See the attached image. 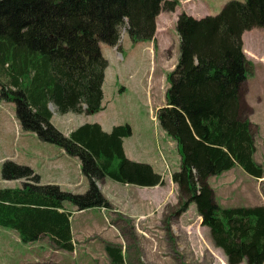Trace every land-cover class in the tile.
<instances>
[{
	"label": "trees",
	"instance_id": "trees-1",
	"mask_svg": "<svg viewBox=\"0 0 264 264\" xmlns=\"http://www.w3.org/2000/svg\"><path fill=\"white\" fill-rule=\"evenodd\" d=\"M179 6V0H0V103L15 105L22 131L78 159L89 182L86 193L74 194L42 184L30 166L5 161L2 180L24 183L0 189V229L17 233L23 244L46 237L56 250L73 252L67 205L111 210L98 186L105 179L140 188L166 185L150 164L126 157L129 124L111 133L85 124L65 135L52 124L50 106L61 115L103 111L109 62L100 45L121 52L123 28L134 44L154 42L158 16ZM253 29H264V0H231L216 16L200 19L181 13L178 63L167 76L166 106L156 116L181 156L180 170L172 174L179 189L177 213L195 205L227 264H264V206L222 207L209 182L237 167L264 178L246 101L253 64L243 36ZM105 251L111 264H127L122 247L107 244Z\"/></svg>",
	"mask_w": 264,
	"mask_h": 264
},
{
	"label": "rangeland",
	"instance_id": "rangeland-1",
	"mask_svg": "<svg viewBox=\"0 0 264 264\" xmlns=\"http://www.w3.org/2000/svg\"><path fill=\"white\" fill-rule=\"evenodd\" d=\"M229 1L191 0L183 6L186 1L179 0L180 9L189 6L186 9L191 10L194 18L216 16ZM163 25L168 26V34L162 33ZM121 35V52L106 44L100 45L103 56L109 62L103 92L105 105H110L104 113L118 126H131L130 160L147 164L153 162L161 172L166 171V161L172 174L180 170L181 156L166 143L164 137L167 134H164L156 116L158 110L166 106V90L170 86L167 76L178 63L180 43L176 22L160 19L154 42L134 44L125 28L121 30ZM243 41L244 53L253 64L247 70L246 101L253 110L250 120L262 127L260 130L259 124H254L257 130L256 159L264 167V29L245 32ZM52 109L56 113L54 125L63 134L80 124L81 117L58 114L54 106ZM99 115L102 113L93 116V119L101 117ZM159 147L162 148L164 161ZM7 160L33 168L41 176L43 184L54 178L58 183L52 184L66 192L84 194L89 189V182L84 178L78 188L70 187L66 181L61 182L60 173L65 167H70L80 179L78 164L73 162L79 161L66 156L59 147L40 141L35 134L22 131L15 117V105L3 102L0 103V189L22 187L24 181L2 180V166ZM243 178L247 180L243 182ZM106 181L105 186H123L109 179ZM210 185L222 207H242L246 204L252 207L260 201L257 181L247 178L239 167L212 178ZM129 187L128 190L124 185L112 193L103 188L113 196V203L110 202L112 209L104 212L106 216L98 209L76 213L74 219L72 216V229H75L73 252L56 250L46 237L34 244H23L17 233L0 229V261L2 264H28V261L42 264H111L105 246L112 244L122 247L127 264H227L224 253L215 247L209 229L202 226L195 205L182 215L177 213L178 186H172L171 194L165 193L158 206L149 208L147 205V209H139L136 198L145 199L152 191ZM261 191L264 196V190Z\"/></svg>",
	"mask_w": 264,
	"mask_h": 264
},
{
	"label": "crops",
	"instance_id": "crops-1",
	"mask_svg": "<svg viewBox=\"0 0 264 264\" xmlns=\"http://www.w3.org/2000/svg\"><path fill=\"white\" fill-rule=\"evenodd\" d=\"M181 2L182 1H184V0H180ZM186 2L183 4V6L184 5H186V4H188L191 0H185ZM186 8H189V6H186V7H183V9H180V6L176 9V11L175 12H161V14L158 16V18H157V21H156V27L158 26V21H160V19H162L163 21H165V22H171V20H174L175 22H177V19H178V16L181 14V13H183V12H185L186 14H188V15H190V16H192L191 15V10H189V9H186ZM198 19H200V18H198ZM167 25H163V31H162V33L163 34H168L169 33V29L166 27ZM156 34H157V30H156ZM156 36V35H155ZM179 37V36H178ZM121 41H122V39H121ZM179 43H180V39H179ZM120 45H121V43H120ZM122 48V47H121ZM153 87V85L151 86V88ZM147 90H149L148 88H147ZM166 92H167V90H166ZM103 94H104V99H103V107H104V110L103 111H101V112H99V113H97V114H94V115H78V114H74V115H76V116H78V117H81L82 119L80 120V124H78L77 126H74L73 128H71L70 130H68L67 132H66V134L65 135H69L73 130H75V129H77V128H79L80 126H83V125H85V124H99L100 126H101V128H102V130L105 132V133H111L112 132V130H113V128L114 127H116V126H118L117 124H115L114 122H112L111 120H110V117L106 114V113H104V112H106L107 110H108V107H109V105H110V103L109 104H107V105H105V93L103 92ZM52 106L53 105H51L50 106V110L52 111V113H53V118H52V123H53V125H54V120H55V115H56V113L53 111V109H52ZM252 107V106H251ZM55 109H56V107H54ZM57 110V109H56ZM102 113V115H99V116H101V117H98L97 119H93V116H95V115H97L98 116V114H101ZM59 114V113H58ZM69 114H73V113H69ZM69 114H65V115H69ZM254 114H255V112H254ZM253 124H256L255 123V121H251ZM257 124H259V123H257ZM55 126V125H54ZM259 128H260V130H262V127H261V125L259 124ZM164 134H166V133H164ZM166 137H164V138H166L165 139V141H166V143L169 145V147H170V149L171 150H173L172 149V147L175 149V150H177V152L179 153V151H178V146H177V143L173 140V139H171L168 135H165ZM168 136V137H167ZM129 139H130V137L129 138H125L124 140H123V149H124V152H125V155H126V157L128 158V159H131V156H130V153H131V142L129 141ZM256 143H257V140H256ZM256 146H257V144H256ZM159 149V151H160V153H161V151H162V148H158ZM63 151V150H62ZM64 152V151H63ZM64 154H65V152H64ZM67 156V155H66ZM71 158V157H70ZM73 159H75V160H78V159H76V158H73ZM161 159L164 161V155L161 153ZM255 159H256V155H255ZM79 161V160H78ZM133 161V160H132ZM256 161H257V159H256ZM73 162H76L77 164V167H78V169H79V172H80V179H78L77 177H76V175H74V173H73V171L70 169V167H65V169H63L62 170V172L60 173V176H61V178L63 179L61 182H63V181H66V184H68L70 187H74V188H78L79 186L81 187V185H82V181H81V179H83L84 177H83V175H82V172H81V163H79V162H77V161H73ZM258 162V161H257ZM141 163V162H140ZM148 163H150V165L154 168V170L156 171V172H158L159 174H161L163 177H164V179H165V183H166V185L164 186V187H160V186H157V187H152V188H146V189H150L152 192L149 194V196H147L145 199H142V198H136V202L138 203V205H139V209L140 208H142V209H147V205L149 206V208H154V206H158L163 200H164V198H165V196H164V194L165 193H168V194H171V192L170 191H172V186H174L175 187V185L173 184V182H172V174L174 173H172L171 174V172H169V171H167V169H166V171H164V172H161V171H158L155 167H154V163L153 162H148ZM166 165H167V162L165 161V167H166ZM241 171H242V173L244 172L241 168H239ZM232 171V170H231ZM230 172V171H229ZM167 173H169V174H167ZM244 174H245V172H244ZM57 175V174H56ZM41 177V176H40ZM239 177H240V174H239ZM246 177L247 178H250V179H252V180H254V181H257V184H258V187H257V191H258V196H259V198H260V201L258 202V204H257V206H264V196H263V194H262V191H261V189H263L264 190V178H261V179H255V178H253V177H250V176H247V174H246ZM85 179V178H84ZM86 180V179H85ZM107 179H105V180H103L101 183H99L98 184V186H99V188L101 189V191H102V193L104 194V196L111 202V203H113V196L111 195V194H107L105 191H104V187H106L107 189H109V192L110 193H112V191H115V190H117V189H120V188H123L124 187V185L122 186V187H114V186H112L111 184H107L106 186L104 185V184H106V181ZM110 180V179H109ZM243 180V182L244 181H246L247 179H245V178H243L242 179ZM112 181V180H111ZM7 182H14V181H7ZM17 182V181H16ZM112 182H114V181H112ZM41 183H42V179H41ZM52 183H58V180H54V178H51V180H49V182L47 183V184H52ZM117 183V182H116ZM43 184V183H42ZM47 184H44V185H47ZM81 184V185H80ZM120 184V183H119ZM210 184H212V178L210 179ZM56 185V184H55ZM177 186V185H176ZM126 187H128V190L130 189V187H129V185H126ZM136 187V186H135ZM11 189H13V188H11ZM138 194V193H137ZM242 195H243V193H242ZM138 196H139V194H138ZM246 207H249V205L248 204H246ZM253 207V206H252ZM67 208L72 212V215H73V219H74V216H75V214L76 213H84V212H88V211H91V210H87V211H77L75 208H72L71 206H68L67 205ZM98 210H100L102 213H103V215H104V212L105 211H107V210H105V209H98ZM104 216H106V215H104ZM74 227H73V229H72V231H73V233H74ZM74 235V234H73ZM34 244V243H33ZM28 264H42V263H40L39 261H28L27 262ZM0 264H2V262L0 261Z\"/></svg>",
	"mask_w": 264,
	"mask_h": 264
},
{
	"label": "built area",
	"instance_id": "built-area-1",
	"mask_svg": "<svg viewBox=\"0 0 264 264\" xmlns=\"http://www.w3.org/2000/svg\"><path fill=\"white\" fill-rule=\"evenodd\" d=\"M166 169L167 171H170V167L168 166V164L166 165Z\"/></svg>",
	"mask_w": 264,
	"mask_h": 264
}]
</instances>
